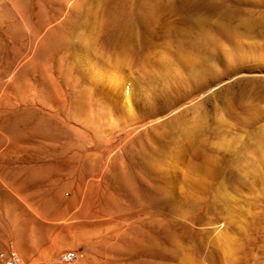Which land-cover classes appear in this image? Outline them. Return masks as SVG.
Instances as JSON below:
<instances>
[{
	"label": "rangeland",
	"instance_id": "obj_1",
	"mask_svg": "<svg viewBox=\"0 0 264 264\" xmlns=\"http://www.w3.org/2000/svg\"><path fill=\"white\" fill-rule=\"evenodd\" d=\"M80 16L61 47L0 63V251L264 264V0H81Z\"/></svg>",
	"mask_w": 264,
	"mask_h": 264
},
{
	"label": "bare ground",
	"instance_id": "obj_2",
	"mask_svg": "<svg viewBox=\"0 0 264 264\" xmlns=\"http://www.w3.org/2000/svg\"><path fill=\"white\" fill-rule=\"evenodd\" d=\"M80 15L81 0H0V63L17 65L22 60L18 54L22 47L30 50L61 47ZM26 24L31 30L21 37L19 28ZM14 103L12 97L0 100V111H6Z\"/></svg>",
	"mask_w": 264,
	"mask_h": 264
},
{
	"label": "built area",
	"instance_id": "obj_3",
	"mask_svg": "<svg viewBox=\"0 0 264 264\" xmlns=\"http://www.w3.org/2000/svg\"><path fill=\"white\" fill-rule=\"evenodd\" d=\"M78 252L75 250H69L62 254L61 260L64 263H70L78 258ZM0 264H35L29 260H25L17 252L10 250L0 251Z\"/></svg>",
	"mask_w": 264,
	"mask_h": 264
}]
</instances>
